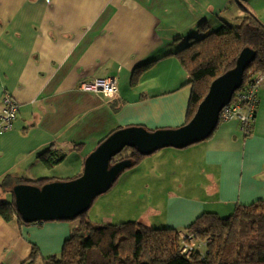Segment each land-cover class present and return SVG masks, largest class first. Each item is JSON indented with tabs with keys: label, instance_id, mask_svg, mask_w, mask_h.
Listing matches in <instances>:
<instances>
[{
	"label": "crops",
	"instance_id": "crops-1",
	"mask_svg": "<svg viewBox=\"0 0 264 264\" xmlns=\"http://www.w3.org/2000/svg\"><path fill=\"white\" fill-rule=\"evenodd\" d=\"M246 16L264 27V0H0V114L6 94L18 104L12 128L0 134V202H10L21 182L79 177L85 159L119 129L186 124L191 87L174 54L203 29ZM110 77L117 79L113 100L80 88ZM51 151L60 161L47 167L40 157ZM130 168L124 185L138 174L135 183L153 200L109 198L103 203L113 209L100 219L101 207L90 216L97 197L87 213L91 224L182 232L204 213L227 217L264 202V81L249 136L235 120L219 122L206 140L160 149ZM132 201L143 207L134 210ZM79 223L0 217V264H21L34 248L36 264L60 256Z\"/></svg>",
	"mask_w": 264,
	"mask_h": 264
},
{
	"label": "trees",
	"instance_id": "trees-1",
	"mask_svg": "<svg viewBox=\"0 0 264 264\" xmlns=\"http://www.w3.org/2000/svg\"><path fill=\"white\" fill-rule=\"evenodd\" d=\"M205 32L203 29L204 35L191 39L174 54L191 87L186 123L195 114L210 84L234 68L243 49H251L255 57L243 73L242 87L257 74L264 73V27L257 19L246 16L233 25L224 24L215 31ZM55 157L58 160L54 161ZM142 158L137 151L125 149L113 162L129 159L133 166ZM40 159L52 167L60 161V156L51 151ZM48 182L21 184L42 186ZM88 211L75 219L80 221L79 226L64 243L60 256L45 258L43 264H264V202L238 206L227 217L204 213L182 232L148 228L136 222L94 226L87 219ZM0 217L8 223L14 217L22 222L14 199L0 202ZM189 235L205 243V253L199 249L183 252L181 244ZM38 258L34 248L21 264H36Z\"/></svg>",
	"mask_w": 264,
	"mask_h": 264
},
{
	"label": "water",
	"instance_id": "water-1",
	"mask_svg": "<svg viewBox=\"0 0 264 264\" xmlns=\"http://www.w3.org/2000/svg\"><path fill=\"white\" fill-rule=\"evenodd\" d=\"M251 49H243L233 69L209 86L191 120L176 129L149 132L141 127L119 129L102 141L85 159L82 174L68 181H53L42 186L20 184L12 189L14 205L21 221L33 224L75 220L87 212L93 201L108 192L129 159L113 162L126 148L142 156L165 149H184L206 140L219 123V113L242 85L243 73L254 60Z\"/></svg>",
	"mask_w": 264,
	"mask_h": 264
},
{
	"label": "built area",
	"instance_id": "built-area-1",
	"mask_svg": "<svg viewBox=\"0 0 264 264\" xmlns=\"http://www.w3.org/2000/svg\"><path fill=\"white\" fill-rule=\"evenodd\" d=\"M264 81V73L257 74L249 83L244 87L239 88L228 105L223 107L219 113V122H229L235 120L238 124V130L244 136H249L252 132L254 119L256 116V109L258 104V89ZM80 88L85 92L102 93L108 100H113L118 96L117 79L110 78H96L90 81H84ZM4 108L0 114V134L9 131L18 111V104L6 94L3 98ZM58 157L54 158V161ZM190 245L186 242L184 244V251L196 250L193 248L194 237L187 236ZM205 246V243H200L197 249ZM202 253H205L204 251ZM204 254H202L203 256Z\"/></svg>",
	"mask_w": 264,
	"mask_h": 264
},
{
	"label": "rangeland",
	"instance_id": "rangeland-1",
	"mask_svg": "<svg viewBox=\"0 0 264 264\" xmlns=\"http://www.w3.org/2000/svg\"><path fill=\"white\" fill-rule=\"evenodd\" d=\"M150 167H151V164L150 165L148 164V166L145 169L143 167L141 172L142 173L143 172H148L147 170H150L149 169ZM130 169L131 168L127 169V171H125L124 174L122 173L123 174L122 176L120 175L119 181L118 182L116 181L117 182V183H115L116 185L110 191H108L104 195L99 196V199L93 205V208H92V211H91V214H90L91 217H93L94 213H96V212L98 213L97 210L100 207L101 208L99 209L100 212H99V216H98V218H100V219H101V217L103 215H107L109 210L113 209V206L111 204L109 206H106L103 203L105 201H108L109 198H114V199L128 198L130 200H133V199L139 198V196H140V197H143V198H141V200H144L145 198H147L146 199L147 201H149V199H151V201L153 200V196H151V194L145 195L147 193V190L140 189V187H138V185L135 183V181L137 183L140 182V179H139L140 177H139L138 174L134 177L133 180L128 182V186L124 185V181L123 180H124L125 176L128 174L127 172ZM142 175H144V173ZM147 175H151V174L148 173ZM161 191H162V189H161ZM128 192L132 193L133 196H131V197L128 196L127 195ZM159 196H162V195L159 194ZM133 203H135V202H133ZM135 204H136V206L133 205L134 210L141 209L143 207L142 203H140V204L139 203H135ZM122 206H125L124 203H122ZM93 225L96 226L97 224H95V222H93ZM99 225H97V226H99ZM186 240H187L186 242L188 243V245H190V241L188 240V238H186ZM186 242H184V243L182 242V244H181L182 250H183L184 253H188L189 252L188 249L184 251V244H186ZM193 243H194V245H191V246H193L194 249H197V246L200 244V242L195 240ZM199 250L203 251V246L201 248H199Z\"/></svg>",
	"mask_w": 264,
	"mask_h": 264
}]
</instances>
